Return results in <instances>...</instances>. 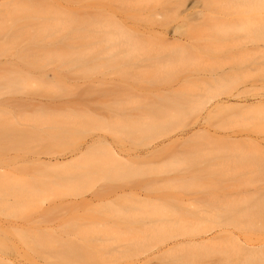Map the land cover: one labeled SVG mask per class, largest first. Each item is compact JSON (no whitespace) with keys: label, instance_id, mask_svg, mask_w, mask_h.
Masks as SVG:
<instances>
[{"label":"rangeland","instance_id":"374dc122","mask_svg":"<svg viewBox=\"0 0 264 264\" xmlns=\"http://www.w3.org/2000/svg\"><path fill=\"white\" fill-rule=\"evenodd\" d=\"M42 1L40 5L53 13L90 18L93 24L100 11L99 0ZM18 4L19 0H0V45H7L0 46V264H178L187 261L179 257L180 252L202 247L184 244L200 237L211 221L207 218L214 192L219 198L226 194L238 200L264 190V174L252 170L259 163H247L249 158H264V102L214 107L206 130L192 135L216 98L215 83L210 82L212 92L196 93L193 87L202 88L205 82L110 77L100 66V46L90 25L91 30H85L91 37L85 38L87 43L81 41L82 46L77 42L76 46L24 47L12 40L9 46L7 38L13 30L24 28L26 20L22 13L17 24L23 27L10 23L14 13L20 16ZM31 20L29 24L43 23ZM25 29L11 35L14 41L19 43ZM253 48L250 42L233 46L244 52L241 57ZM109 49L114 51L115 46ZM260 49L264 57V42ZM49 52L68 59H50ZM262 65L254 78L227 80L222 85L217 81L215 85L222 90L219 95L234 88L264 92ZM170 85L194 90L176 95L158 91ZM117 123L149 126L154 131L139 130L129 136L111 129ZM166 125L174 130L169 135L176 133L171 139L160 135ZM95 133L124 156L122 173L97 176L85 186L82 197H75L57 183L66 182L60 180L66 169L62 172L61 166L48 160L55 155L68 157ZM30 184L34 186L28 189ZM221 199L213 205L223 204ZM236 237L240 246L255 247L264 240V230L251 229ZM225 240L212 241L206 249L232 244ZM165 245L175 249L166 253ZM218 253L186 264H230Z\"/></svg>","mask_w":264,"mask_h":264},{"label":"bare ground","instance_id":"6f19581e","mask_svg":"<svg viewBox=\"0 0 264 264\" xmlns=\"http://www.w3.org/2000/svg\"><path fill=\"white\" fill-rule=\"evenodd\" d=\"M39 1L42 0H30V2L29 0H19L16 9L20 11V16L19 12H16L14 16H10L13 18H10L9 21L11 20L12 26H24V28L19 31L13 30L7 40H12L11 43L16 44L15 46L22 45L24 47L62 46L63 44L64 46H76L78 43L77 46H82L81 41L87 36V39L91 37V34L86 30H91L92 27V34L94 32L97 34L96 46H100L98 56L100 66L105 67L107 75L116 79L131 81L183 80L199 81L201 83L211 82L213 84L219 82V85H222L227 80L254 78L261 71L262 64H264V57L260 52V46H263L264 42V0H99L100 11L94 23L95 26L89 20L90 18L81 17L79 20L74 16L71 17V15L53 13L51 9H47L43 4L41 6ZM22 13L24 16L21 15ZM21 16L26 18L23 26L17 24V20ZM27 16L30 20L32 17V20L41 19L43 23L39 20H35V22L31 20L32 23L29 24L30 20ZM10 23H6V26L11 27ZM33 23H39V25H33ZM89 25L91 27H88ZM25 26H30V29H25L28 28ZM23 29H25L23 37L17 39V41L19 40V43H17L16 40L14 41L15 36L14 38L12 36L16 33V36L22 34ZM87 39L84 42L87 43ZM8 41L6 42L10 46L11 43ZM247 42H250L254 48L252 53L242 56L243 61L246 58L245 62L247 59L249 62L243 63L240 55L243 51L233 49V46H247ZM109 46L112 49L115 46L114 51H110ZM237 52L239 57L236 56L238 55ZM48 54L50 55V52ZM49 55H47V58H49ZM61 56L59 57V54L56 53L55 55L51 54L50 59H65L68 57L63 55V58ZM205 83L202 84V88L193 87L197 91L196 93L209 92L208 90L212 92L210 87L213 85L210 86L211 83H207L208 86ZM215 84V89H218H216V98L207 107L204 115L200 116L197 123L198 131L193 132L192 135L206 130L208 115L214 107L221 105L247 107L264 102V92H249L247 88H234L230 92L227 90L228 93L226 92L223 96L219 95L222 90ZM203 85L208 87L205 89ZM183 87H181V90L178 86L170 85L158 91L164 95H176V93L181 94V92L183 94L187 92L184 90L188 88L186 86L183 89ZM193 88H190L191 91L188 90L187 93H191L194 90ZM218 91L220 92L218 93ZM111 129L120 130V132L130 136L139 130L150 132L153 127L136 128L125 123L121 125L117 123L112 125ZM171 131H174L172 127L166 125L162 128L160 135L167 136L166 139H171L176 134L169 135ZM95 134L92 135L89 141L85 142V145L71 150L68 157L60 159L58 155H55L48 160L58 164L57 167L61 166L60 169L63 167L66 169L65 174L67 176L64 175L63 179H60L61 182L63 180L66 182L57 183L62 186V188L60 187L61 190L64 188L68 194H73L75 197H82L84 188L89 186L97 176L104 177L111 172L115 175H121L122 173L120 170L122 166L120 165L124 156L108 142L102 143V137L97 133ZM249 159L247 163H253L250 164L251 166L254 163H259L255 165L256 167L260 166L258 169L253 166L252 170L256 169L258 173L264 174V158H261L262 161L256 160L260 158H255V161L252 158ZM43 160L41 159L42 162L47 161ZM61 171L63 172V169ZM12 183L19 184L18 182ZM14 184H11V186L13 187ZM31 185L28 189L34 186ZM35 189L37 188L35 187ZM263 191H255L253 197L246 195L248 197H239L238 200L237 198H230V200L226 194L225 196L219 194V196L221 195L219 198L218 193L214 192L213 196L217 195L216 197H218L215 200L214 197L212 198L214 203L222 200L221 198H223L224 203L220 205H213L214 203H212V212L209 214L210 218H207L211 220L209 221L210 224L206 223L201 231L203 234L213 233V236L203 237L202 234L198 238L186 240L184 245L193 244L202 247L194 248L193 251L184 250L179 253V257L188 261L200 256L216 252L220 254L221 252L230 264H264V244L262 242L264 240L260 241L262 243L258 242V246L256 244L255 247L250 245L246 248L240 246L239 243H235L234 240L238 237H236V233L239 234L251 229L264 230ZM38 192L39 190L34 194ZM224 198L227 200H224ZM218 232H227L222 234L229 239L227 237L223 239L221 237L223 235L219 233L220 238L222 241L226 239L232 244L229 243L230 245L227 244L224 247L213 246L212 250L206 249L207 245L212 244V241H221V239H217L219 237ZM212 237L216 239L213 238L212 240ZM179 243L181 242H176V244ZM44 245L47 246L49 243L46 242ZM174 249L175 246L165 245L163 251L169 253ZM187 261L181 260L177 263L186 264Z\"/></svg>","mask_w":264,"mask_h":264}]
</instances>
